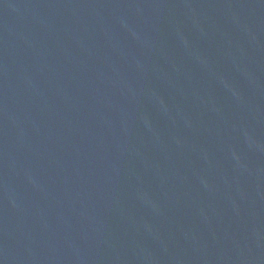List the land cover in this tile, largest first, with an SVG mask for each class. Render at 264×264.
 I'll list each match as a JSON object with an SVG mask.
<instances>
[{
	"label": "water",
	"instance_id": "95a60500",
	"mask_svg": "<svg viewBox=\"0 0 264 264\" xmlns=\"http://www.w3.org/2000/svg\"><path fill=\"white\" fill-rule=\"evenodd\" d=\"M0 264H264V0H0Z\"/></svg>",
	"mask_w": 264,
	"mask_h": 264
}]
</instances>
